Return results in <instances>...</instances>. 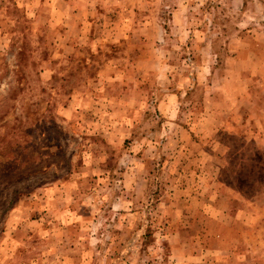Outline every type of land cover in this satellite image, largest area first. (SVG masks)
Segmentation results:
<instances>
[{
    "label": "rangeland",
    "instance_id": "374dc122",
    "mask_svg": "<svg viewBox=\"0 0 264 264\" xmlns=\"http://www.w3.org/2000/svg\"><path fill=\"white\" fill-rule=\"evenodd\" d=\"M0 264H264V0H0Z\"/></svg>",
    "mask_w": 264,
    "mask_h": 264
}]
</instances>
